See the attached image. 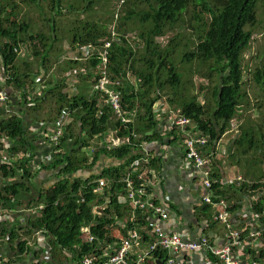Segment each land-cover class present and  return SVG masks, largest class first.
<instances>
[{
    "label": "trees",
    "instance_id": "trees-1",
    "mask_svg": "<svg viewBox=\"0 0 264 264\" xmlns=\"http://www.w3.org/2000/svg\"><path fill=\"white\" fill-rule=\"evenodd\" d=\"M117 1L121 2L118 3V10L116 7L112 8L113 14H115L110 25V32H108L107 24L87 21L81 26V30L75 31L70 46L74 51L86 46H92L98 52L106 51L109 71L113 79L127 76V73H131L137 78L138 81L134 84L129 77L121 87L123 106L130 112L129 116L132 121L124 124L115 119L111 108L107 105L102 106L104 113L98 117V94L88 95L82 90L65 92L63 87L66 85L63 80L61 84L45 88L42 96V99L46 100L50 94H56L59 104L58 115L62 111H69V115L74 116L60 141L62 154L51 166L46 168L59 169L60 179L51 189L39 193L37 201L44 200L45 209L40 216L29 221L33 229L32 234L44 232L53 256L56 253L66 252L76 253L78 256L90 254V246L83 245L81 241V229L89 226L90 223H92L93 234L100 240L104 239L108 233L106 229L109 230L108 227H111V220L107 219L112 215L111 210L106 211L104 218L95 219L91 204L95 203L96 196L88 193L84 195L86 196L84 202H78V189L80 186L87 185L88 180L78 178L75 174L87 168L91 169L103 156H106L115 158L122 164L114 168H104L99 175L94 177L118 179L134 159L143 155L142 145L154 142L163 143L165 137L157 129L158 120L153 107L155 102L162 99V92L167 88H174L172 92L174 97L168 98L169 101L173 104L179 103L183 114L195 124V130L209 138L207 152H210L211 147L231 131L233 120L238 116L240 107L247 101L248 92L244 89L246 77L244 55L252 46L254 29L258 25V0ZM61 2L62 0H53L52 11H55V16L62 14ZM88 4L87 9H91L93 1H89ZM8 8L11 9L9 13H7ZM16 8L15 3L0 7V63L8 77L7 84L15 89L24 90L26 93L30 79L34 82L44 70L40 73L35 72L32 69L33 63H28L26 71L21 72L17 65L21 48L29 42L35 44L41 41L46 51L36 49L34 55L36 58L43 59L41 68L48 72L47 61L50 56V47L46 44L45 36H32L28 40L26 39V36L29 35L30 25L26 21H19L15 12ZM71 9L78 11L73 6ZM202 17H204L203 20ZM180 23L185 27V30H190L191 36L197 35L194 43L195 48L190 52H188L190 43L186 41V51L182 61L207 66L209 73L215 75L211 99L207 97L203 103L198 99L197 94L184 95L177 90L184 86L183 76L174 61L175 50L178 47L177 42L182 39V34L173 37L166 48H162L158 42V39L166 37L168 31L173 30ZM115 24V29H113ZM131 24H136L137 29H141L139 38L143 43V52L139 55L133 51L128 38V35L132 33ZM50 30L54 33L51 39L55 43L57 41L56 25H52ZM111 31H113V35ZM115 32L116 35H114ZM106 44L111 45L109 49L105 48ZM35 48L37 47L35 46ZM70 63L72 66H79V61L73 60ZM99 63V59H93L89 64L91 68L95 69ZM263 78V71H255V81L264 91ZM56 89H58L57 92ZM26 106L29 107L27 104ZM41 107L42 105L39 103L37 106L28 108L27 113H36ZM35 118L38 119L37 115ZM30 121L29 115L21 114L20 111L15 110L10 116L2 117L0 120V136L15 140V151L21 149L36 151L39 144H37L36 137H30ZM74 125L78 129L77 132L73 129ZM111 130L116 132L118 139L130 137L132 132L137 133L140 138L133 140L131 137L130 143L118 147H101L94 151L92 163L86 165L88 158L85 155L78 157L79 153L75 149L89 146V140L97 136L102 137ZM240 130V134L235 139L236 150L233 158L251 156L250 167L260 163L262 166L264 164V125L260 124V127H256L251 120L246 124L242 123ZM178 138L177 135H174V141ZM72 142L74 143L72 144ZM70 147L72 148L70 149ZM238 161L242 162L241 159ZM157 163L159 161L154 159L151 161V166L156 168ZM28 165L29 163L25 162L24 168L27 170L24 179L27 180L35 177L27 168ZM221 168L220 164L216 165L215 171L211 174V177L216 180L212 188V199L213 202H219L217 200L220 199L227 201L228 210L237 216L245 209L248 203L247 199L256 196L263 189L264 184L261 182L264 181V175L256 180L258 182L242 183L237 181L233 184H224L225 177H223ZM254 178L256 179V176ZM24 187H26L25 184L10 186L4 190V194L16 197ZM263 201L264 197L256 205L252 202L256 212L262 211ZM114 203L117 202L114 201ZM114 207L116 217L123 218L126 209L117 204H114ZM199 212L203 218H206V225L209 229L210 221H212V207L202 205ZM75 247L80 250L74 249ZM20 248H26V244ZM164 253V251L154 253L150 257L151 262L148 261L147 264L158 259L164 260ZM246 253H248L247 257L252 256L257 262L264 264V250L251 252L250 249ZM209 259L220 264L212 256Z\"/></svg>",
    "mask_w": 264,
    "mask_h": 264
},
{
    "label": "built area",
    "instance_id": "built-area-1",
    "mask_svg": "<svg viewBox=\"0 0 264 264\" xmlns=\"http://www.w3.org/2000/svg\"><path fill=\"white\" fill-rule=\"evenodd\" d=\"M110 46V44H106L105 48L109 49ZM93 59L100 60L95 69L92 68L98 76L94 83V93L99 96L97 116L103 115L102 106L107 105L111 108L115 119L124 124L131 122L130 112L123 106L121 91L122 85L129 79V73L127 76L113 79L109 71L108 53L106 51L98 52L92 46L83 47L78 57L74 58L75 61L84 63H90ZM73 73H76V70ZM45 75L46 73L43 71L41 77L36 78L35 92L38 93L35 96V93L29 88L26 93L21 89L10 88L6 82L8 77L1 75L0 120L2 117L10 116L15 110L20 111L21 114L30 115L27 113V109L37 106L40 103V97L44 94L45 85L39 81ZM75 82L74 78L73 85ZM153 108L158 120L157 129L161 135L167 137L173 134L183 139L186 161L191 163L197 172L196 174L191 173L188 177L191 182H197L198 200L201 205L212 207V221L225 228L222 245L210 242L209 238L203 234L195 240H189L183 233L166 230L171 216L170 201L159 202L153 195V186L158 176L155 168L151 166V161L155 159V156L147 150V144H144L141 146L143 155L134 159L118 179H84L88 180V183L78 189V202H84L86 200L84 195L88 193L96 196L95 203L91 204L93 216L99 220L105 217L107 210H111L112 215L107 218L111 220V227H108L109 230L106 229L108 233L103 240L93 234L92 223L83 227L81 241L83 245L90 246L91 253L82 256L72 255V263L147 264L148 261L151 262L150 257L154 253L164 251V260L158 259L151 264H186L191 256L198 253L207 261V264H209L210 256L220 264H261L252 256L247 257L248 253L246 252L253 242L264 240V201L261 212H256L252 204L251 207L247 206L241 212V216H238L237 220H235L236 215L228 210L227 201L220 199L217 200L219 202H213L212 188L216 180L211 177L213 147L210 152L206 151L209 138L195 130V124L183 114L179 103L173 105L168 100L159 99L154 103ZM68 124L69 111H62L60 115L50 121L31 120L29 122L30 137H36L37 144H39L36 151L33 152L25 149L15 151V140L0 136V220L4 215L9 216L12 212L27 213L32 218L41 215L46 206L44 203H41L39 207L31 206L21 211L16 208L17 196L5 195L4 190L10 186H20L21 184L33 186L36 175L51 166L62 154L60 141ZM233 127L239 133L240 129H236L235 125ZM114 134L116 135V132L111 130L110 140L101 147H118L130 143L131 137L133 140L140 138L135 132L124 139H114ZM33 155L35 156L33 157ZM26 159L28 160L26 161ZM25 162L29 163L27 168L35 175L29 180L24 179L27 170L24 168ZM242 180L243 177L240 176L235 182ZM235 182L229 183L225 179L223 181L224 184ZM118 186L119 189H117ZM261 194H264V187L261 192L256 194L257 197L253 201L255 205L264 197H261ZM114 204L126 209L123 218L116 217ZM249 228L250 231L246 235ZM37 234L45 236L44 232H37ZM74 249L80 250L78 247ZM45 255L47 261L52 260L51 252H47ZM8 262L5 257L0 255V264H8Z\"/></svg>",
    "mask_w": 264,
    "mask_h": 264
},
{
    "label": "rangeland",
    "instance_id": "rangeland-1",
    "mask_svg": "<svg viewBox=\"0 0 264 264\" xmlns=\"http://www.w3.org/2000/svg\"><path fill=\"white\" fill-rule=\"evenodd\" d=\"M89 1H93L91 9H87ZM210 1L213 0H207V2ZM119 2L117 0H62V14L59 16H55V11H52L53 0H0V7L12 5L14 3L17 5L15 12L18 15L19 21H26L30 25L29 35L26 36L27 40L32 36L46 37V44L50 47V56L47 61L49 71L45 72V77L41 78L39 81L42 85H45V88L61 84L63 80L64 85H66L63 87V91L69 90L70 92H79V90H82L88 95H91L94 94V81H96L97 76L89 63L79 62V66L73 65V68L70 62L73 61L74 58L78 57L81 49L77 51L72 50L70 46L71 41L75 31L81 30V26H83L87 21H95L98 24H107L108 32H110V25L112 24L114 18L113 15L115 14H113L114 10H112V8L116 7L118 10ZM71 6L75 7L78 11H73ZM10 11L11 9L8 8L7 13ZM257 12L258 25L254 29L252 46L244 55L246 72L244 89L248 92V97L246 103L240 107L238 116L233 121V125H235L236 129H240L242 123L246 124L251 120L255 123L256 127H260V124L264 125V91L255 81V71L261 70L264 74V0H258ZM203 19L204 17H202V20ZM52 25H56L55 33L57 41L55 43H53L51 39V36L54 34L50 30ZM115 26L116 24L113 25V29H115ZM130 27L132 33L128 35V38L133 51L137 52L139 55L143 52V43L139 38L141 29H137L136 24H131ZM111 32L113 35V31ZM178 34H182V39L177 42L178 47L175 50L174 61L177 65L178 71L183 76L184 86L179 87L177 90L180 94L184 95L188 93L197 94L198 99L203 103L205 98L207 99V97H209L211 99V90L215 84V75L214 73H209L207 66H201L195 62L186 63L182 61V57L186 51V41L190 43L188 44L190 47L188 52H190L195 48L194 43L197 35L191 36L190 30H185V27L180 23L176 25L173 30L168 31L166 37L158 39V42L162 48H166L170 40ZM115 37L114 40L117 42ZM35 46L37 48H35ZM36 49H44V45L41 41L35 44L29 42L21 48L20 59L17 62L21 72L26 71V64L28 63H33L32 69H34L35 72L40 73L42 70L45 71V69L41 68L43 59L36 58L34 55ZM44 50L46 51V49ZM74 70H76V73H73ZM0 74L6 75L2 66H0ZM41 75L42 74L36 78L41 77ZM129 77L134 84L137 83V78L132 76L131 73H129ZM74 78L76 81L75 85H73ZM35 84L36 79L35 83L30 79V82L27 85V88L35 93L34 96L38 93L35 92L37 87ZM7 85L10 88L15 89L13 86L9 84ZM173 90L174 88H167L164 92H162L163 97L161 100L169 101L168 98L174 97L172 96ZM57 91L58 89H56V92ZM41 98L42 97H40V103L42 105L41 109L36 113L31 114V117L36 119L35 117L37 115V121H50L51 118L52 120L55 119L56 115H58L59 107L56 94H50L46 100ZM73 119L74 116L70 114L69 123H71ZM233 125L231 131H229L219 142L215 144V146H213L214 156L212 161V171H215L214 167L220 164L224 173L225 170L230 171L232 169L237 173L235 175L236 177L229 178L226 182L234 179L236 180L240 176L243 177V180L241 181L242 183L258 182L256 180L264 175V164L261 166L260 163L259 165H253L250 167L249 164L252 159L251 156H241L236 159L233 158V154L236 150L235 139L241 132V130H239L238 133L237 130L234 129ZM73 129L75 132L78 131L76 125H74ZM109 135L110 131L102 137L100 136L99 138L89 140V146H81L75 149V151H78L79 153L78 157L85 155L88 158L86 165H90L93 160L94 151L99 150L101 145L110 140ZM73 143L74 142H72V144ZM71 148L72 147H70V149ZM239 159L242 160L241 163L238 161ZM117 162L118 161H116L115 158L103 156L94 167L91 169L87 168L81 170L75 175L82 179H98V177L94 176L99 175L104 168H112V166L114 168L122 164V162H118V165L114 166ZM213 162L217 164L215 165ZM53 172H57L58 175H60L59 169L53 170ZM255 176L256 179L254 178ZM262 183L264 184V181H262ZM44 190L46 189H42L43 193L45 192ZM262 196H264V194H261V197ZM42 202L45 203L44 200H42ZM35 217L36 216L33 218ZM72 255L76 256L77 254L71 253V256Z\"/></svg>",
    "mask_w": 264,
    "mask_h": 264
},
{
    "label": "crops",
    "instance_id": "crops-1",
    "mask_svg": "<svg viewBox=\"0 0 264 264\" xmlns=\"http://www.w3.org/2000/svg\"><path fill=\"white\" fill-rule=\"evenodd\" d=\"M29 116L31 117V114ZM33 119L31 117V120ZM146 148L159 161L155 168L158 176L153 186V195L159 202L170 201L171 216L166 230L183 233L189 240H195L203 234L209 238L210 242L222 245L225 228L210 221L211 226L208 229L206 218H203L199 212L202 205L198 200L197 182H191L188 177L191 173L196 174L197 172L191 163L186 161L183 139L179 137L174 141L172 134L165 136L163 143L154 142L146 145ZM115 165H118V162ZM222 173L225 180L234 178L237 174L233 169L225 170L224 173L223 168ZM59 176L57 172H53V169H44L38 173L33 186L29 187L26 184V187L20 191L17 196L16 208L23 211L27 207H39L41 205L39 200L37 201L39 193L43 188L46 189L44 191L51 189L59 181ZM235 181L234 179L228 182ZM255 197L257 196L247 199L246 207L252 206ZM238 216L240 217L241 213L235 216V220ZM32 219L34 218L27 213L12 212L9 216L4 215L0 220V255L9 261L8 264H73L71 252L56 253L53 256L46 236L31 233L33 229L29 221ZM23 244H26V248H20ZM263 246L264 240L253 242L247 252L250 249L251 252L254 250L263 251ZM23 250L24 252H21ZM47 252L52 253L51 261H47L45 255ZM208 263L217 264L213 259H210ZM186 264H207V261L198 253L191 256Z\"/></svg>",
    "mask_w": 264,
    "mask_h": 264
},
{
    "label": "water",
    "instance_id": "water-1",
    "mask_svg": "<svg viewBox=\"0 0 264 264\" xmlns=\"http://www.w3.org/2000/svg\"><path fill=\"white\" fill-rule=\"evenodd\" d=\"M117 137H116V135L114 134V139H116Z\"/></svg>",
    "mask_w": 264,
    "mask_h": 264
}]
</instances>
